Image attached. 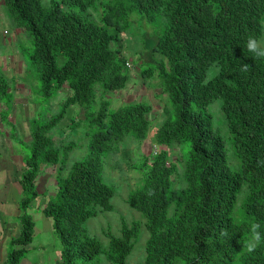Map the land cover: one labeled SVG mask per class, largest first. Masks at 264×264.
<instances>
[{"label":"trees","instance_id":"16d2710c","mask_svg":"<svg viewBox=\"0 0 264 264\" xmlns=\"http://www.w3.org/2000/svg\"><path fill=\"white\" fill-rule=\"evenodd\" d=\"M4 2L14 29L32 41L20 59L41 84L31 85L40 111L29 120L30 140L10 131L30 154L21 158L22 230L10 240L8 263L20 264L29 253L36 227L29 210L41 195L45 168L55 166L57 192L43 213L62 243V264H128L141 238L139 264H264V240L253 252L244 246L251 223L259 222L264 236V59L245 47L249 37L264 39V0ZM139 21L153 31L143 41L147 53H137L139 75L157 81L168 101L154 132L152 104L114 108L109 97L130 81L125 41ZM244 63L247 71L240 70ZM12 82L0 73L7 111ZM60 93L67 95L60 111L44 114L41 107ZM71 108L82 112L55 133ZM9 118L5 111L2 122L10 125ZM224 133L231 137L229 154ZM147 140L154 150L133 158L126 143ZM85 146L89 155L69 163ZM106 160L115 168L128 162L138 175L125 203L139 215L131 222L122 217L119 235L104 231L108 247L87 226L118 212ZM224 228L227 237L220 235Z\"/></svg>","mask_w":264,"mask_h":264},{"label":"rangeland","instance_id":"374dc122","mask_svg":"<svg viewBox=\"0 0 264 264\" xmlns=\"http://www.w3.org/2000/svg\"><path fill=\"white\" fill-rule=\"evenodd\" d=\"M49 2V1H48ZM146 25L148 27H146ZM136 26V27H135ZM134 30L131 31V34H128L125 41V55L129 58V63L133 68L130 72V81L128 82L127 87L124 90L119 91L114 94L111 93L109 96L112 98L113 107L118 108L135 101H144L153 105L154 112L152 113L151 119L154 121L155 125H152L151 132H154L158 128V124L162 122L163 112L165 107L168 105L167 96L162 94V90L157 85V81L152 84L153 80H143L140 75V57L138 52H142L145 55L147 52L144 49V39L149 38L153 35V31L146 22L139 21L135 24ZM15 26L10 20H6L3 25H0V30L9 31L11 34L9 37H12L15 33ZM146 29L147 37H144V31ZM27 35V34H26ZM32 41L30 37L21 36L15 38V41L11 44L9 40H6L4 47L0 46V73L3 72L9 79H13L15 82H12V95L13 98V107L11 110L7 111L6 105L0 102V195H4L5 191L3 190V183L7 179L16 180L18 185L21 188L19 183L20 174L23 172L24 167L21 162L23 154H30V150L26 149L23 145L16 144L19 141L10 135V131L13 130V126L17 131H19L20 137L26 142L30 140V135L28 133V118H29V105L28 100H32L33 104L36 106L33 107V112L30 111V117H34L37 109L40 111L37 103L39 98L33 93L35 90L32 88L37 85L40 86L39 80L35 77L32 72H28V64L24 59H20V49L25 47H30ZM3 56V57H2ZM144 57V56H143ZM4 67V68H3ZM28 72V73H27ZM211 78V75L208 77V80ZM30 81V82H29ZM148 83H147V82ZM15 85H21V90L15 88ZM18 92L20 95H18ZM67 95L65 93H60L52 101L48 102L46 105L41 107L43 113H48L49 115H56L61 109V103L65 100ZM17 103L15 104V102ZM15 104V105H14ZM37 107V109H36ZM171 107V105H170ZM213 108V107H212ZM5 111L7 115L10 116V125L2 122V116H5ZM79 108H71L68 112V115L65 117L63 122L57 128L58 130L55 133H59V130L65 128V125L70 123V120L76 119L78 117ZM215 113V111H214ZM157 126V127H156ZM227 133V132H226ZM10 135V136H9ZM224 136L227 141V151L229 154L231 145V137L229 134ZM56 140H59L58 135H56ZM71 140H75V136ZM152 145V140H147L144 146H140L137 143H126V148L131 152L133 158L141 157L143 154H148L154 150L155 147ZM89 155V149L85 146L84 150H75L69 156V163H74L77 160L84 159ZM119 160H123V155L117 156ZM230 158V155H229ZM231 160V159H230ZM113 162H115L113 160ZM104 174L107 180V183L114 185L117 191L116 196L114 197L113 203L115 204L117 211L116 213H107L100 215L96 218L91 219L87 226L89 232L92 236L99 239L105 247L109 245V239L104 235L105 230H112L114 234L119 235V230L121 228V218L125 217L129 222L134 219H139V215L134 213L129 206L126 205L125 199H127L129 184L135 185L137 174L133 173L129 169L128 162L121 163L119 168L108 165V160L105 161ZM56 167L49 166L45 168V173L41 177L38 188L41 194L47 192L45 198H42L41 202L48 200L49 197L55 196L57 192V181H56ZM47 205V204H46ZM133 211V212H132ZM30 215L33 217V220H40L42 226L49 223L52 220L51 218L45 216L42 213V210L30 208ZM39 223L35 227V239L34 241L27 246L29 250V255L26 256L34 262V264H58V260H61L62 252V243L56 234L53 231V226L51 228L50 224H47L45 229H43ZM43 230H42V229ZM142 238L136 245L134 252L128 259V264H139L143 261L145 252L144 246L142 244ZM146 243V240L144 241ZM42 246L44 248H42ZM143 248V249H142ZM84 262L83 260L79 261ZM102 264H107V262H102Z\"/></svg>","mask_w":264,"mask_h":264},{"label":"crops","instance_id":"0c3cea01","mask_svg":"<svg viewBox=\"0 0 264 264\" xmlns=\"http://www.w3.org/2000/svg\"><path fill=\"white\" fill-rule=\"evenodd\" d=\"M4 0H0V25H3L4 22L8 19L7 15L4 11ZM10 32H7L6 30H0V46L4 47V43L6 40H9L12 44L15 41V38L24 36V32L22 29H15V33L12 37L10 36ZM3 57V56H2ZM4 68V67H3ZM13 80V79H12ZM18 90H21V85H16L15 87ZM18 93V92H17ZM18 95H20L18 93ZM30 103L29 105V120L30 117V111L33 112V107L36 106L35 104L31 103L30 100H28ZM17 101L15 102V104ZM14 104V105H15ZM10 136V135H9ZM1 156V155H0ZM21 162L23 163L22 159ZM3 190L5 191L4 195H0V264H9L8 263V249H9V243L12 238H17L21 234V223H20V217L22 215L20 210V201L22 198L21 194V188L18 185V182L16 180L7 179L4 181ZM40 192V190H39ZM41 193V192H40ZM47 195V192L40 195V197L32 204V208L42 210L47 204V200L42 201V198H45ZM44 214V213H43ZM39 223V225L42 226V222L40 220H36V226ZM50 224L52 228L51 221L49 223L44 224L43 229H45L46 225ZM42 229V228H41ZM42 229V230H43ZM42 248H44L42 246ZM30 253H28L29 255ZM27 255V256H28ZM58 264H62V260H58ZM20 264H34L31 259L25 256V258L22 260Z\"/></svg>","mask_w":264,"mask_h":264},{"label":"clouds","instance_id":"9594fccd","mask_svg":"<svg viewBox=\"0 0 264 264\" xmlns=\"http://www.w3.org/2000/svg\"><path fill=\"white\" fill-rule=\"evenodd\" d=\"M7 32L9 31H6V34ZM245 47L249 53L253 54V57L255 59H264V39H257L254 36L249 37L246 40ZM248 68H249V65L247 63H244L242 64L240 70L247 71ZM259 229H260L259 222H253L250 224V236H249L248 242L244 245L248 252L255 251L257 245L261 243L262 240H264V236H262ZM228 234H229V231L227 228L221 229L220 235L222 237H227Z\"/></svg>","mask_w":264,"mask_h":264},{"label":"built area","instance_id":"2783aa9c","mask_svg":"<svg viewBox=\"0 0 264 264\" xmlns=\"http://www.w3.org/2000/svg\"><path fill=\"white\" fill-rule=\"evenodd\" d=\"M127 66H128V67H131V64H130V63H128V64H127Z\"/></svg>","mask_w":264,"mask_h":264}]
</instances>
